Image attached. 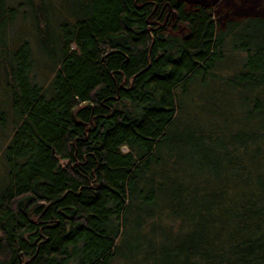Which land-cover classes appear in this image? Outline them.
<instances>
[{
    "label": "trees",
    "instance_id": "obj_1",
    "mask_svg": "<svg viewBox=\"0 0 264 264\" xmlns=\"http://www.w3.org/2000/svg\"><path fill=\"white\" fill-rule=\"evenodd\" d=\"M0 264H264V0H0Z\"/></svg>",
    "mask_w": 264,
    "mask_h": 264
},
{
    "label": "rangeland",
    "instance_id": "obj_2",
    "mask_svg": "<svg viewBox=\"0 0 264 264\" xmlns=\"http://www.w3.org/2000/svg\"><path fill=\"white\" fill-rule=\"evenodd\" d=\"M17 28L20 29V30H19V33H20L21 35L24 34L25 31H26V29H25L22 25H21V26L18 25ZM41 61H42V60H41ZM43 61H44V60H43ZM43 61H42V62H43ZM34 70H36V72H37V70H38V64H37V66L35 67ZM36 72H35V73H36ZM38 73H40L39 76H41V77H42L44 74H46V72L43 73V71H39ZM46 77H47V78H46ZM46 77L43 78V79H44V80H43L44 82L47 81L49 75H48V76L46 75ZM121 147H122V149H124V150H127V149H128L127 146H126L125 144H123Z\"/></svg>",
    "mask_w": 264,
    "mask_h": 264
}]
</instances>
